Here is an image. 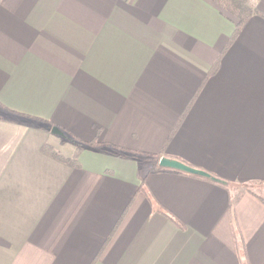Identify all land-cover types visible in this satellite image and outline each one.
Listing matches in <instances>:
<instances>
[{"label":"crops","instance_id":"obj_1","mask_svg":"<svg viewBox=\"0 0 264 264\" xmlns=\"http://www.w3.org/2000/svg\"><path fill=\"white\" fill-rule=\"evenodd\" d=\"M237 1L238 29L213 0H0L26 116L0 108V264H264V0Z\"/></svg>","mask_w":264,"mask_h":264},{"label":"trees","instance_id":"obj_2","mask_svg":"<svg viewBox=\"0 0 264 264\" xmlns=\"http://www.w3.org/2000/svg\"><path fill=\"white\" fill-rule=\"evenodd\" d=\"M216 4H220L222 7L226 8L229 12H231L232 14H234L235 16H237L239 18V23L237 24V29L240 28L243 23L248 20L252 15V10L244 5H242V3H239L237 0H213ZM0 108H3L1 105H0ZM4 109V108H3ZM6 110L10 115H13L14 117H18V116H21V117H26L24 115H21V114H15L14 112H11L7 109H4ZM28 118V117H27ZM36 122L38 123H46V121H42V120H39V119H36V118H33ZM61 132L63 133L62 134V137L63 138V141H67L69 143H71L72 145H74L76 147V157L81 153L83 152V149L84 148H87V147H90V148H96L97 146H101L102 144L97 142V141H91V142H88V141H82L76 137H74L73 135H69L67 134L66 132H63V130H61ZM76 159L72 160L70 163H73L74 165H76ZM163 171H170V170H167V169H161ZM170 172H177V173H180V174H183V175H190V176H193V177H197L199 178L198 176L196 175H193V174H189V173H183V172H180V171H170Z\"/></svg>","mask_w":264,"mask_h":264},{"label":"water","instance_id":"obj_3","mask_svg":"<svg viewBox=\"0 0 264 264\" xmlns=\"http://www.w3.org/2000/svg\"><path fill=\"white\" fill-rule=\"evenodd\" d=\"M51 133L57 135H61V131L58 129V128H53L51 130ZM159 167L160 168H164V169H168V170H175V171H180V172H183V173H189V174H193V175H196V176H200V177H203V178H206V179H209V180H213V181H217L215 178H211L210 175L208 173H206L205 171L203 170H197L195 168H192L191 166L189 165H185L184 163H182L181 161L177 160V159H169V158H166V157H162L160 158V162H159Z\"/></svg>","mask_w":264,"mask_h":264}]
</instances>
